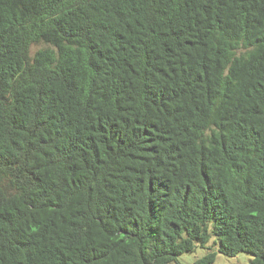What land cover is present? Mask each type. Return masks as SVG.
Masks as SVG:
<instances>
[{
	"label": "trees",
	"instance_id": "obj_1",
	"mask_svg": "<svg viewBox=\"0 0 264 264\" xmlns=\"http://www.w3.org/2000/svg\"><path fill=\"white\" fill-rule=\"evenodd\" d=\"M196 247L264 264V0H0V264Z\"/></svg>",
	"mask_w": 264,
	"mask_h": 264
},
{
	"label": "rangeland",
	"instance_id": "obj_2",
	"mask_svg": "<svg viewBox=\"0 0 264 264\" xmlns=\"http://www.w3.org/2000/svg\"><path fill=\"white\" fill-rule=\"evenodd\" d=\"M35 49L36 47H33L32 52ZM214 250L216 251L215 248ZM206 252V249L196 247L191 252L179 256L175 264H192L195 260L204 256ZM251 258L252 256L246 253H239L233 258H229L216 251L214 264H247Z\"/></svg>",
	"mask_w": 264,
	"mask_h": 264
}]
</instances>
